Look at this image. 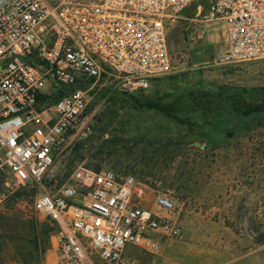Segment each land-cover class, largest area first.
<instances>
[{
	"label": "built area",
	"instance_id": "built-area-1",
	"mask_svg": "<svg viewBox=\"0 0 264 264\" xmlns=\"http://www.w3.org/2000/svg\"><path fill=\"white\" fill-rule=\"evenodd\" d=\"M0 0V209L23 189L29 207L56 228V262L130 264L127 248L158 253L182 234L177 201L151 193L130 173L75 164L88 132V92L100 80L136 93L171 71L167 26L193 6L195 38L223 26L213 59L239 65L264 59V0ZM59 87L66 93L46 103Z\"/></svg>",
	"mask_w": 264,
	"mask_h": 264
},
{
	"label": "rangeland",
	"instance_id": "rangeland-1",
	"mask_svg": "<svg viewBox=\"0 0 264 264\" xmlns=\"http://www.w3.org/2000/svg\"><path fill=\"white\" fill-rule=\"evenodd\" d=\"M206 6L207 0L202 1L201 10ZM194 14L195 8L188 7L167 26L171 71L143 93L156 100L165 89L194 87L219 94L215 103L220 105L264 103V59L216 64L213 54L223 46L222 36L217 39L206 32L196 39L194 32L201 24L188 20L199 19ZM222 31L218 26L215 33ZM113 85L102 79L88 92V132L73 146L62 179L75 164L130 173L152 194L168 193L177 201L182 234L217 227L198 221L210 219L249 239L252 246L264 244L256 243L264 236V118L229 138L205 135L201 119L210 110L209 104H200L202 100L189 103L184 95L177 108L183 119L179 123L159 111L138 107L130 96L112 90ZM161 99L171 102V98ZM34 195L31 188L10 195L0 209V264L56 262L52 225L43 216L34 217L29 209ZM44 225L53 231L48 240L38 236L42 243L35 247L34 236ZM157 254L127 248L122 256L130 264H158ZM87 263L107 264L93 251Z\"/></svg>",
	"mask_w": 264,
	"mask_h": 264
},
{
	"label": "trees",
	"instance_id": "trees-1",
	"mask_svg": "<svg viewBox=\"0 0 264 264\" xmlns=\"http://www.w3.org/2000/svg\"><path fill=\"white\" fill-rule=\"evenodd\" d=\"M155 81L156 80H154L153 82ZM65 93V90L60 89L56 86L54 92H52L48 96L42 95L41 99L46 101V103H52L59 99L61 96H63ZM116 93L128 95L135 100V103L138 107L159 111L162 114L172 119H175L179 123H183V119L179 117L177 108L181 104V101L184 99L183 96H186L187 102L189 103H192L194 100H202L200 104H203L204 106L206 104H209L208 109L210 110V114L204 116L201 119V131H203L205 135L206 133H218L229 138L245 130L253 121L258 120L260 118H264V103H241L231 106L228 102H224L222 105H220L219 103H215L216 100L219 99L217 98V95L219 94H217L216 92L209 91L204 92V90H201L200 88H168L162 91V95L156 100H153L150 96L145 95L143 91H139L136 93ZM161 98H171V102L173 101V104L170 105L169 103L171 102L164 103L161 101ZM210 100H213L214 103L212 104ZM208 144H211V142H209ZM94 170L99 171L98 169ZM24 190L27 189L18 191L13 195L18 196L20 192ZM52 227L56 232V228L54 226ZM53 229L50 228L48 225L42 226L40 234L34 236L33 242L35 244V247L42 243V240L37 241L38 236L44 235L46 240H48V238H50V233L53 231ZM256 243H264V236L261 239H256ZM44 251L45 249L42 247L41 252L43 253Z\"/></svg>",
	"mask_w": 264,
	"mask_h": 264
},
{
	"label": "crops",
	"instance_id": "crops-1",
	"mask_svg": "<svg viewBox=\"0 0 264 264\" xmlns=\"http://www.w3.org/2000/svg\"><path fill=\"white\" fill-rule=\"evenodd\" d=\"M223 27V26H221ZM217 29V28H216ZM207 31L208 36L224 41L225 30ZM203 225L217 227L185 231L176 239L164 240L157 254L158 264H264V244L252 246L220 222L198 219Z\"/></svg>",
	"mask_w": 264,
	"mask_h": 264
}]
</instances>
